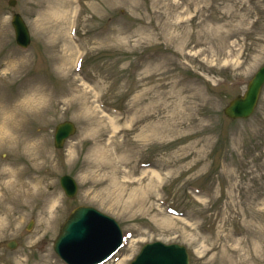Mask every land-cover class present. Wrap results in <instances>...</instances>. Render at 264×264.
<instances>
[{"label":"rangeland","instance_id":"rangeland-1","mask_svg":"<svg viewBox=\"0 0 264 264\" xmlns=\"http://www.w3.org/2000/svg\"><path fill=\"white\" fill-rule=\"evenodd\" d=\"M9 2L0 0V108L27 109L28 143L44 159L33 167L0 142V171L17 163L39 178L26 198L0 182V264H66L54 241L79 205L126 235L104 264H129L155 240L186 245L191 264H264V86L251 117L224 113L264 63V0ZM68 119L77 132L57 149L55 127ZM63 174L77 180L75 196Z\"/></svg>","mask_w":264,"mask_h":264},{"label":"water","instance_id":"water-1","mask_svg":"<svg viewBox=\"0 0 264 264\" xmlns=\"http://www.w3.org/2000/svg\"><path fill=\"white\" fill-rule=\"evenodd\" d=\"M15 4V0H11ZM13 24L19 41L29 42L27 27L19 14H15ZM264 83V65L249 82L244 95H238L225 108L230 117L249 116L258 101ZM75 132L72 122L66 121L57 126L56 146L63 145L67 136ZM61 183L68 195L77 190L72 177L65 175ZM121 242V231L118 223L98 210L80 206L74 209L62 226L61 233L55 242V249L72 264H94L117 249ZM15 244H11L13 247ZM130 264H189V255L180 245H163L157 243L145 246Z\"/></svg>","mask_w":264,"mask_h":264},{"label":"bare ground","instance_id":"bare-ground-1","mask_svg":"<svg viewBox=\"0 0 264 264\" xmlns=\"http://www.w3.org/2000/svg\"><path fill=\"white\" fill-rule=\"evenodd\" d=\"M35 93L40 94V90H35ZM29 99L34 100V98ZM28 104L29 103L26 101L23 105L27 106ZM14 112L15 120L11 127V135H8L9 129L5 128L0 129V136L8 138V143L13 145L16 150L27 152L31 159L33 167H36V165L38 164V160L44 159V151L40 150L37 145H29L28 143L27 138L29 137V131L28 128L25 127V120L28 116L27 109L22 111L21 108H16ZM157 130L159 134L162 135L167 130V126L157 124ZM0 176L2 178L0 181L1 186H5L7 187V189H11V193L14 196H18L19 198H26L27 194L31 191V184L33 182L36 183V181L38 182L39 180V178L33 173H29L28 175H26L24 169L19 168V165L17 163L8 168H3L0 171ZM0 199L5 200L4 198ZM46 262L48 263V261Z\"/></svg>","mask_w":264,"mask_h":264},{"label":"clouds","instance_id":"clouds-1","mask_svg":"<svg viewBox=\"0 0 264 264\" xmlns=\"http://www.w3.org/2000/svg\"><path fill=\"white\" fill-rule=\"evenodd\" d=\"M15 120V112L0 108V129H9L8 135H11V127L13 125V122ZM4 139L3 136H0V142H2Z\"/></svg>","mask_w":264,"mask_h":264}]
</instances>
